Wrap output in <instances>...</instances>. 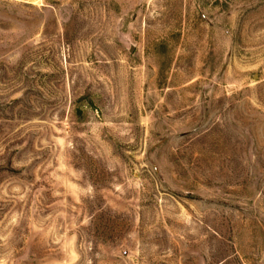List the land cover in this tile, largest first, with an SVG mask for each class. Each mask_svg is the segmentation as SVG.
<instances>
[{
	"label": "rangeland",
	"instance_id": "rangeland-1",
	"mask_svg": "<svg viewBox=\"0 0 264 264\" xmlns=\"http://www.w3.org/2000/svg\"><path fill=\"white\" fill-rule=\"evenodd\" d=\"M0 264H264V0H0Z\"/></svg>",
	"mask_w": 264,
	"mask_h": 264
}]
</instances>
